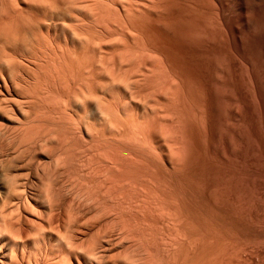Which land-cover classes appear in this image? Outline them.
Masks as SVG:
<instances>
[{"label": "bare ground", "instance_id": "1", "mask_svg": "<svg viewBox=\"0 0 264 264\" xmlns=\"http://www.w3.org/2000/svg\"><path fill=\"white\" fill-rule=\"evenodd\" d=\"M161 2L162 0H0V132L7 134V140H2L6 135L1 134L3 137H0L2 144L5 141L3 146L0 145V264H20L26 256L25 251V264H108V261L109 264H164L167 259L162 262L161 252L175 248L171 243L177 242L176 238L172 240L167 236L170 239H158L154 233L158 232L160 236L163 226L175 229L179 223L173 217L174 210H169L172 211L169 212L172 216L165 210L168 206L165 208L163 205L165 199L159 195L162 190L159 186L163 187L166 182L164 174L170 175V168L175 172L174 167L182 166L179 163L183 162L182 154L187 151L182 150L184 145L181 146V143L185 141L182 142L183 138L180 140V136L186 129L183 128V132L179 130L180 134L178 127H175L176 124L179 125L178 119L171 122L175 118L172 117L173 113L169 117L163 113L166 110L163 111L165 107L162 109L163 102L172 103L173 98L175 100L177 97V83L166 74L167 66L164 67V61L162 62L158 53L157 57L151 51L141 32L144 18L158 10ZM151 82H156V85L150 84ZM152 85L156 88H152ZM138 91L146 94L144 98ZM137 94L144 100H140ZM181 116L183 119V115ZM182 119L180 118L181 121ZM12 141L15 144L10 146ZM71 152L75 154L73 159ZM69 160L73 161L70 163L72 167L78 165V168L75 167L76 171H71L77 172L79 175L76 177H80L79 179L83 173L82 183L87 182V188L90 189V192H85L89 193L87 199L84 198L87 201L85 206L81 204L85 201L82 202L83 199L79 200V205L70 199L77 203V208L82 207L84 213L92 215L90 219H86L90 224L85 220L82 225L78 220L82 226L80 231L77 230L80 233L69 229L63 234L65 236H59L58 233L54 236V228L51 231L49 228L52 226L48 225L53 236L50 243L45 242L52 237L48 236L50 233H44L48 234L45 239L44 229L43 235L41 230L38 232L39 237L42 235L40 238H36L37 235L35 237L31 232L33 236L29 234L26 235L28 238L23 236L26 238L23 239V231L19 232L22 227L17 228L21 224L18 220H22L21 213L31 215L34 210L32 202L36 201L31 196L33 194L28 195L32 177L36 176L37 171L51 173L52 169L49 167L56 169L62 166L63 171L69 165ZM47 168L51 170H46ZM77 169H81L82 173H78L80 170ZM56 170L57 173L48 172L50 176H46L47 182L39 172L38 175H41L39 178L37 175L36 180L38 182L43 179L40 182L44 186L39 185L41 188H54L57 185L51 182L57 184V181L61 182L59 177L67 179L70 176L66 178L63 173V177L59 176L60 169ZM22 171L33 174L32 180L27 177L28 174L24 178L25 175L20 174ZM69 171L70 169L65 170V174L71 173ZM148 171L154 173V176L148 174ZM18 174L24 177L20 176L18 180ZM54 174H59L55 177L59 180L51 178L48 184V177H53ZM12 178L18 182L11 181ZM8 180L10 182L7 183ZM73 182L76 183L75 179ZM44 183L48 185L45 186ZM59 184L56 188L60 187ZM83 184L79 189L74 185L70 187L74 191L73 188L78 189L76 193L80 194L87 186ZM40 187L37 186L38 189ZM48 187L46 193L44 189H39L38 192L44 190L40 194H46V197L43 196L44 199L42 197L41 200L48 207V211H44L50 214L49 210L55 207L57 210L61 202L59 199L64 194L61 193V196L57 194L60 191L50 190ZM50 191L54 196L57 195L58 205ZM44 203H40L41 206L45 207ZM72 203L67 206H73ZM164 203L167 204L166 200ZM63 206L64 204L62 208H65ZM67 208L70 212V207H66V211ZM78 210L77 213L81 208ZM178 210L180 213V208ZM34 215L37 217L36 213ZM178 215L175 213L176 217ZM37 218L41 220L40 214ZM30 219H27L26 225L31 226L36 222L30 223ZM13 223L18 226L15 227ZM52 223L55 224V219ZM34 225L36 228V223ZM34 227L32 228L35 229ZM95 227L110 231L104 230L101 235L99 233L100 236H96L98 232L96 234L93 230V234H96L94 236L90 232ZM64 229L67 231L68 227ZM172 229L170 230L173 232ZM35 230L37 232L38 229ZM177 232L175 237L178 238L180 234ZM171 233L168 234L172 235ZM87 236V245L82 244V248L80 244L77 245ZM179 238L181 240L183 237ZM51 242H55L54 245ZM178 243L181 244L178 241L176 247ZM182 244L185 246V243ZM185 249L187 248L183 251ZM175 253H179L176 256L182 255L177 251ZM184 256L183 260L188 258L187 254ZM180 258H177L179 264L183 261ZM182 264L186 263L183 261Z\"/></svg>", "mask_w": 264, "mask_h": 264}, {"label": "rangeland", "instance_id": "2", "mask_svg": "<svg viewBox=\"0 0 264 264\" xmlns=\"http://www.w3.org/2000/svg\"><path fill=\"white\" fill-rule=\"evenodd\" d=\"M162 2L165 4H162ZM162 2L160 5L163 7L159 5L158 10H156L159 11L158 13L156 11L153 13L151 12V14L149 13V15L144 18V27L142 26L143 28H141L142 36L144 37L142 38L147 41H145V43L149 44H147L148 47L156 56V53L160 55L159 58H161L162 62L164 61V67L167 66L165 68V70L167 69V72L165 71L166 74L168 73L169 78L171 77V80L177 83L176 95L178 97V94H180V96L178 98L174 96L176 99L174 100L173 98L172 103L170 101H164L162 109L165 107L163 111L165 109L167 111L165 110L163 113L167 114L168 117L170 116L169 114H174H172V117L174 116L175 118H173L172 121L169 119L171 122L176 118L178 119V126L176 121V123H172V125L176 124L175 127H178V131L181 130V132H183L182 130L186 129L183 132L184 134H181L180 131L179 133L181 134L180 140L183 138L181 141H185L181 143V146L184 145L182 146L184 148L182 150L187 151V153L185 152V154H182L181 159L183 162L181 163L180 161L179 163L182 166L185 165L184 168L178 165L174 167L178 171L173 169L175 172L172 171V168H170L171 171L168 170L169 167L168 169L166 168V172L169 171L170 175L173 174L170 176L164 172L166 173H163L166 182H164V185L162 184L163 187L159 186V188L161 187L163 190L159 192V195L161 198H164L167 203L165 204L164 200L163 205L165 208L168 206L165 210H168V213H172V211H169L171 209L174 211L176 210L175 212L173 211V217L176 218V220L178 219L179 221L177 220V223L179 222L180 224L178 223V225L176 223L178 226L176 225L177 227L175 226V229H172V226L171 228L163 226L164 230L160 232V234L162 233V235H160L161 237L157 234L158 232L154 230L156 232L154 236L158 239L164 238L167 240V238H171L175 240L173 238H176L177 242L179 241L181 244L185 243L186 247L184 244L181 245L179 243L176 247L177 242L173 241L174 244H171L175 248L171 247L170 249L172 250L165 249L163 251L164 253L161 252V254H163L161 255V257L163 256L162 262L164 259H167V261H165L169 263L163 262L164 264H175V262L179 264L177 258L181 257V261L184 259V255L187 254L188 258L183 260L186 264H264V0H162ZM160 24L161 26H159ZM157 27L159 29H157ZM150 84L156 85V82H151ZM155 85H152V88ZM178 85H180V87H178ZM148 86L147 88L151 85ZM179 89L183 92H180ZM137 93L139 94L140 91ZM139 95L144 98L146 94L144 93L143 95V92H141ZM143 98L141 97L140 100ZM180 104H183V106ZM180 110H182V112ZM179 113L183 115V119ZM176 115L179 118L176 117ZM3 133L2 131L0 132L1 138L3 137L1 136ZM3 135L6 136L3 137L5 139L2 140H7V134ZM0 142L1 145L2 141L0 140ZM3 142L5 143V141ZM3 144L1 146H3ZM14 144L15 142L10 144V146ZM71 151L75 152L74 150ZM73 152H71L72 155ZM75 154L72 159L75 157ZM72 162V160H69L68 164L70 165ZM77 166L78 165L73 166V168L72 165H70L69 167L71 168L68 169H70V171H76L75 167ZM49 168L46 170H51V173L45 170L47 173L45 172L43 174L42 171H37L38 173L35 175L37 176L39 172H41L45 178L43 175L42 177L47 182L48 179L46 176H50V174L54 172L53 169H55L54 167ZM63 168L66 167L63 166ZM67 168L65 170L68 171ZM56 169H60V175L54 174V178L48 177V184L52 179L56 180L57 175L62 177L66 175V178L70 175L69 177L72 178L68 180L69 177L67 179H64L65 177H59L61 182L63 179L64 181L67 180V182L65 181L66 183H64L65 185L63 184L64 181L62 183L58 182L57 180L59 179L56 180L57 184L56 182H54L55 184L51 182L55 186H58L60 183L59 186L61 188H56V186L54 188L52 187V189L51 186H47L50 190L57 189L60 191L58 193L55 191V195L56 193L65 195L62 196L61 194L62 197L58 195V197L61 198L59 200L65 205L63 206L65 208H62L63 204H61V202L60 205H58L59 201L57 200L58 198H56L57 195L54 196V193L50 191L53 198L55 197L54 200L56 199L55 204H57L59 208L56 210L55 207V210H49L51 211L50 214L44 211V209L47 210L48 207L44 201L42 202L44 199L43 196L46 197V194H43L44 190L45 193L47 190V187L45 189L40 187L44 186L43 183L40 182L43 179H38L40 181L37 182V177H32L31 175L33 174L30 172V174L24 173L26 171L20 173L24 174L25 177L20 174L16 177V179L19 177L18 180L20 176H22V178H33V180L32 178L30 180H32V183L34 182V185L31 183L34 187L30 184V190L28 191L27 189V191L28 195L33 194L31 196L36 201L32 202V208L35 210L31 211L33 216L32 213L29 215V213L23 212L20 215L25 217L28 216L25 221V217L20 216L22 220H20V218L18 220V222H21L19 227H17L18 224H14L17 223V221L13 223L18 229L22 227L19 230L20 233L23 231V234H21L22 238L23 236L31 234V232L35 234V237L37 235L36 238H40L44 233H50L49 235L47 234L49 237H52L49 240L46 239V237H48L47 235H43L46 239L45 242L50 243V241L53 240L51 229L54 228V236L55 233L61 236L67 233L69 229V231L73 230L74 233H80L79 229L82 227L80 224L83 225L84 221L87 218L90 219L92 216L91 214L84 213L82 207L79 208H81L83 213H80V211L79 215V213L76 212L79 211V208H77L79 200L83 199V202L89 195V193L86 194L85 192H90V189L87 188V182H83L87 185L83 190H87H79V192L81 191L83 194L81 192L80 194L76 193L80 188L79 186L83 184V173L81 169H77L80 170L78 173H82L81 179H79L80 177H76V175H79L77 172L73 173L71 171L72 174L76 173L72 176V174L69 173L70 171L68 172L69 174H65V170L63 169L62 171V166ZM56 169L55 172L57 173L58 170ZM48 172L50 173L49 175ZM148 172V174L154 176V173ZM143 173L145 174L146 172L143 171ZM26 174H28V176ZM40 175H38V178ZM7 179H9V177H7ZM74 179L76 183L73 182ZM76 179H79L81 184L79 180L77 181ZM10 180L18 182L15 181L14 178ZM6 182L8 183L10 181L8 180ZM71 182L73 183L70 184ZM68 183L79 188L77 190L73 188L75 189L74 191L71 188L72 186L70 187ZM48 184L46 183L45 186ZM61 184L64 186H61ZM76 184L78 186H75ZM37 186L40 187V190L44 189L40 191V193L43 192L42 196L38 192L39 189ZM166 186L170 189L168 190ZM35 188L37 191L34 190ZM69 189H71V191H69ZM71 192H75L76 194H72ZM84 193L85 196L83 197L82 195H84ZM70 198L77 202L78 205ZM171 198L173 200H171ZM38 199L42 200L39 201ZM179 199L182 201V204ZM86 202L85 200L84 203H80L83 206ZM40 203H44L45 207L41 206L42 204ZM70 203H72L74 207L67 206ZM87 204L86 206H88ZM66 207H70L71 215H68L70 212H68L69 208H67V211L65 210ZM72 207L77 210H73ZM179 208L180 213H178ZM58 210L60 211L58 212ZM55 211H57V213ZM35 213L37 217L40 214L42 221L34 215ZM175 213L177 215L179 214L178 217L175 216ZM49 215H51V217ZM170 215L172 216V214ZM71 217L75 219L76 223ZM44 218H46V220ZM27 219L31 220L30 223L36 221V228L34 227L35 223H32L31 226L30 224L26 225L28 224ZM48 219H50L48 221L50 224H46ZM54 219L55 224L52 223ZM87 222L89 223L90 221L86 220V223ZM45 224L47 225L46 229L52 226V228H49L51 231L48 229L49 232H47ZM166 225L170 226L171 224ZM32 227L38 229L37 232ZM64 227H68L67 231ZM97 228H93L90 234H93L94 230V232L96 231L95 233L97 234L98 232V234L96 235L94 233L93 235L98 236L99 233L100 235L102 234V231L108 230L102 227H100L99 230ZM43 229L46 231L44 232ZM170 229H172L173 232ZM165 230L171 231L172 233H168H171L174 237H171L172 235H169L167 231L164 232ZM174 230L177 234H180V238L178 237L179 239L183 237V240L181 239L182 241L175 237L176 232H174ZM109 231L110 230H108V232ZM38 232L42 234L40 237V233ZM163 233L168 235L164 234V236ZM32 234L29 236H33ZM112 234H114V232ZM29 236L26 237L28 238ZM88 236L85 237L83 241L78 239L77 241L81 243L79 242L77 245L80 244L81 248L84 247L90 237ZM23 239L26 238L24 237ZM51 243L54 245L55 242ZM82 244L84 246H81ZM184 248H187L185 250L189 252L183 251ZM27 249L28 248H26V250ZM174 249L175 252H180L182 255L184 252L185 253L183 256H176L179 255V253H175ZM63 250L65 252V249ZM171 251L174 253H171ZM165 253L167 254L165 255ZM24 255L27 256L26 251ZM26 256L23 257L21 263L19 261L20 264L26 263ZM54 256L59 258L58 255ZM169 256L173 257L174 260L176 259V261L174 262L171 260L172 258ZM56 259L57 258H55V260ZM55 260L51 261L53 262ZM183 261H181L180 264H182Z\"/></svg>", "mask_w": 264, "mask_h": 264}]
</instances>
